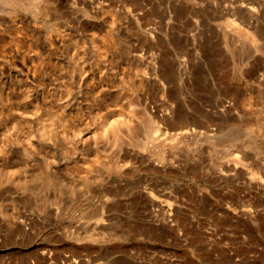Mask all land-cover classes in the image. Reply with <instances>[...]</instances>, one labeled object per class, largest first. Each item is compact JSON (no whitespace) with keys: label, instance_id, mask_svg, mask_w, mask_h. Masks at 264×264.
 Returning a JSON list of instances; mask_svg holds the SVG:
<instances>
[{"label":"rangeland","instance_id":"obj_1","mask_svg":"<svg viewBox=\"0 0 264 264\" xmlns=\"http://www.w3.org/2000/svg\"><path fill=\"white\" fill-rule=\"evenodd\" d=\"M0 264H264V0H0Z\"/></svg>","mask_w":264,"mask_h":264},{"label":"bare ground","instance_id":"obj_2","mask_svg":"<svg viewBox=\"0 0 264 264\" xmlns=\"http://www.w3.org/2000/svg\"><path fill=\"white\" fill-rule=\"evenodd\" d=\"M29 6H33L32 5V2L29 3ZM176 114L177 115L173 116V118H174V122H175V127H178V128L174 132V137H180V136H184V135H188V134L192 133L193 132V127L186 126L184 124V122H185L186 119H188V118L194 119L192 117L191 113H187V115L185 117L180 116L181 115V112L180 113H176Z\"/></svg>","mask_w":264,"mask_h":264}]
</instances>
